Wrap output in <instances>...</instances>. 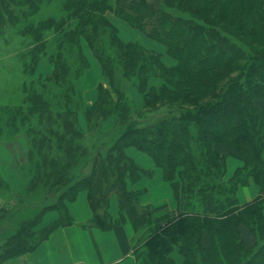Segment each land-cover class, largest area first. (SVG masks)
Here are the masks:
<instances>
[{
	"label": "trees",
	"instance_id": "16d2710c",
	"mask_svg": "<svg viewBox=\"0 0 264 264\" xmlns=\"http://www.w3.org/2000/svg\"><path fill=\"white\" fill-rule=\"evenodd\" d=\"M44 1L0 0V24L24 23L21 32L32 35L28 62L36 68L48 52L56 64L38 85H25L27 106L12 108L6 120L31 138L35 185L38 173L50 190L73 183L57 205L27 218L33 225L25 222L3 241L1 261L36 245L28 239L47 209L60 212L52 227L70 222L66 200L87 190L96 225L111 227L109 198L116 192L135 233L147 225L144 243L135 244L137 264H175V251L184 264H264V193L232 204L241 185L254 180L264 187V0H61V15L38 18ZM112 15L164 44L176 63L123 40ZM83 40L111 86L101 84L92 105L75 95L89 68ZM132 89L144 95V109ZM100 123L111 126L108 134ZM130 146L164 169L184 211L157 215L141 202L143 192L129 187L142 171L123 152ZM229 155L242 164L227 179ZM209 204L226 209L213 215L205 212Z\"/></svg>",
	"mask_w": 264,
	"mask_h": 264
},
{
	"label": "rangeland",
	"instance_id": "374dc122",
	"mask_svg": "<svg viewBox=\"0 0 264 264\" xmlns=\"http://www.w3.org/2000/svg\"><path fill=\"white\" fill-rule=\"evenodd\" d=\"M61 11V0H45L42 4L40 14H38L37 16L38 18L47 16L56 17L62 14ZM109 15H111V13ZM112 18L115 19L114 22L118 27L119 36H121L123 40L135 41L141 43L142 45H144L143 42H147V44H149V42L145 39V37L148 38V36L143 31L134 28L127 21L121 20L114 15H112ZM76 23L77 22H75V25ZM24 25V23H19L8 28L6 25L0 24L1 243H3L1 240L2 238H5L7 240V238H9L12 234L21 231L22 227L25 225V222L27 225H33L35 221L32 220L34 219L29 220L27 218H30L31 216H37V213H39L40 210H42L44 207H53L57 205L61 201L62 192H68L69 186L73 183V181L68 185L59 183L50 190V180L48 178L42 177L41 174L38 173L37 178H40V180L36 181L35 185L33 182V178H35L33 167L36 162L34 163L33 161H31L29 157L30 150L32 149L31 138L27 133L24 132L19 134L14 133L11 130V127L7 124V120L12 114V108L18 106L25 108L27 106L25 98L27 94L29 95L30 92L26 89L25 85H28L29 87L31 84L38 85V80L40 81L47 78L56 69V64L53 62L48 52H42L36 68L32 66L31 62H28L30 60V56L27 54V51L31 48V46L34 45V42L32 35L26 34L27 32H21V29H23ZM52 35H54V33H51L49 35L47 34L49 38L52 37ZM156 42L160 43L159 41ZM161 45L163 47V50L157 48L151 49L164 54L166 52L164 51L165 47L163 46V44ZM82 48L84 49V52L87 56V60L89 61V68L82 73L79 78V83H76L75 95L77 94V97L81 101L84 96L83 104L92 105L95 103L99 96L100 85L104 84L106 87L111 86L108 77H106L103 72L101 63H91V58L94 57V55L92 53V50L88 46L87 41H82ZM53 53H56L55 50H53L51 54ZM167 59L170 62H174L171 61L170 58ZM28 65L29 68H27ZM131 93L134 96V102L136 103V106L138 105L140 108L144 109V95L138 92L137 89H132ZM93 98L95 100L94 102L91 101ZM261 104H263V102ZM162 110L164 111L165 108ZM82 120H85L83 115H81V121ZM22 128L25 129L24 126H22ZM64 129H67L66 125L64 126ZM97 129H99L101 134L105 135L109 133V129H111V126L100 123ZM129 154L144 167L148 168L154 165V162L150 155H147L141 150L130 148ZM169 182L171 183V181ZM129 187L134 188L131 180H129ZM145 192H147V190ZM145 192H143L142 195ZM117 193L118 192H116V194L113 193L110 195V204L112 198L116 197V200L118 201L119 196L117 195ZM117 204L119 208V203ZM99 209L101 212H103L105 207H99ZM118 212L120 215L124 216L130 221L129 217H127L128 212L126 213L124 211V213L120 209L118 210ZM146 227L147 225H144L140 227L136 232V237L138 238L136 243L138 245L144 243L148 235ZM7 228H9V230H7ZM34 230L35 229L33 228V231ZM252 237L254 238L255 236L252 234ZM142 247L143 246H141L140 248L141 250Z\"/></svg>",
	"mask_w": 264,
	"mask_h": 264
},
{
	"label": "crops",
	"instance_id": "0c3cea01",
	"mask_svg": "<svg viewBox=\"0 0 264 264\" xmlns=\"http://www.w3.org/2000/svg\"><path fill=\"white\" fill-rule=\"evenodd\" d=\"M145 39L149 42V44L143 42L147 48L163 50L162 43L160 44L149 37H145ZM163 46L165 47L164 51H166L163 54L165 63L174 65L176 60L167 54V47L164 44ZM167 58L174 62H170ZM91 63L100 62L94 56L91 58ZM91 101L94 102V98ZM130 148L136 147H126L123 152L133 158L129 154ZM141 151L148 155L147 152ZM226 152L227 149L223 148V153ZM150 157L154 165L148 168L133 158L143 169L140 177L132 182L133 189L142 192L147 190L141 195V202L151 205L157 215L166 213L175 215L184 211L186 209L185 203L178 201L171 183L164 177V169L156 164L151 155ZM225 160L228 167L226 173L228 179L242 162L232 155L226 156ZM261 192L264 193V187L262 189L254 180H251L249 184L239 187L232 204H245ZM117 203L116 197L111 199L109 211L112 214V224L109 228H103L93 223V209L89 202L88 191H79L75 199L66 200L67 212L71 217L70 222L52 227L59 220L60 212L56 208L47 209L34 226L36 237L28 239L31 243L37 240L36 245L21 254L2 261L0 259V264H137L135 255L136 233L132 223L119 214ZM225 209L224 205L209 204L205 212L217 214ZM242 230L245 241L253 244L255 237H252V233L246 227H243ZM1 240L2 242L6 241L5 238ZM205 242L209 243L208 237H206ZM4 244L0 242V255L4 252ZM173 256L176 264H184L183 257L178 251H175Z\"/></svg>",
	"mask_w": 264,
	"mask_h": 264
},
{
	"label": "built area",
	"instance_id": "2783aa9c",
	"mask_svg": "<svg viewBox=\"0 0 264 264\" xmlns=\"http://www.w3.org/2000/svg\"><path fill=\"white\" fill-rule=\"evenodd\" d=\"M77 264H82V263H77Z\"/></svg>",
	"mask_w": 264,
	"mask_h": 264
}]
</instances>
